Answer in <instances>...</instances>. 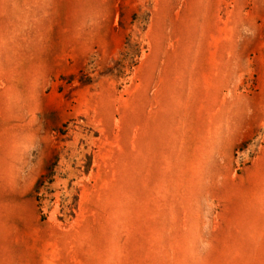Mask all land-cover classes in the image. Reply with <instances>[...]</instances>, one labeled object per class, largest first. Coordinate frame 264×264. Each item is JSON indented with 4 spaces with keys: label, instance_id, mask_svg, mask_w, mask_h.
Instances as JSON below:
<instances>
[{
    "label": "rangeland",
    "instance_id": "1",
    "mask_svg": "<svg viewBox=\"0 0 264 264\" xmlns=\"http://www.w3.org/2000/svg\"><path fill=\"white\" fill-rule=\"evenodd\" d=\"M0 264H264V0H0Z\"/></svg>",
    "mask_w": 264,
    "mask_h": 264
}]
</instances>
